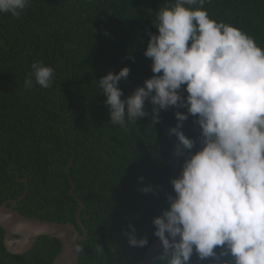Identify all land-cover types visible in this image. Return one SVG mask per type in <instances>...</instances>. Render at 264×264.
Masks as SVG:
<instances>
[{"label":"trees","instance_id":"16d2710c","mask_svg":"<svg viewBox=\"0 0 264 264\" xmlns=\"http://www.w3.org/2000/svg\"><path fill=\"white\" fill-rule=\"evenodd\" d=\"M163 6L164 0H31L19 18L0 14V204L21 197V180L27 179L28 193L13 207L27 217L74 223L82 234L73 182L87 208L82 222L88 237L79 243L84 250L78 264L142 263L149 246L160 240L153 220L175 195L169 160L176 144L160 120L153 123L151 101L137 124L113 125L97 83L129 67V76L119 82L124 99L154 75L144 52L150 33L158 34L152 22ZM203 7L212 19L241 29L264 49V0H210ZM36 61L54 69L51 87L41 88L34 78L31 89L24 87ZM177 111L187 109L159 112L168 131L178 123ZM195 120L189 115L181 129L196 141L193 153L201 148ZM74 155L70 181L67 166ZM184 159L174 157L179 174ZM149 186L151 191H142ZM133 229L147 245L129 244ZM4 233L0 227V264H52L61 251L59 240L40 237L32 250L13 255ZM199 259L194 251L190 264ZM216 260L234 264L230 255L199 264Z\"/></svg>","mask_w":264,"mask_h":264},{"label":"clouds","instance_id":"9594fccd","mask_svg":"<svg viewBox=\"0 0 264 264\" xmlns=\"http://www.w3.org/2000/svg\"><path fill=\"white\" fill-rule=\"evenodd\" d=\"M208 2L164 0L152 22L158 34L150 33L144 52L154 75L127 98L119 82L129 67L97 83L110 123L123 128L148 115V100L156 106L154 124L162 109H187L176 112L178 123L169 129L180 142L177 154L185 156L179 177L171 180L175 195L153 220L162 264H190L194 251L203 260L216 257L217 247L234 264H264V49L241 29L212 19L203 7ZM30 3L0 0V14L19 18ZM33 78L49 88L54 69L36 61L26 89ZM189 115L201 129L195 153L196 141L181 130ZM129 244L144 247L148 240L137 239L133 229ZM83 250L77 245V252Z\"/></svg>","mask_w":264,"mask_h":264},{"label":"water","instance_id":"95a60500","mask_svg":"<svg viewBox=\"0 0 264 264\" xmlns=\"http://www.w3.org/2000/svg\"><path fill=\"white\" fill-rule=\"evenodd\" d=\"M132 85V84H131ZM152 109L154 105L152 104ZM162 127L165 134L176 144V149L171 153L169 164L172 172L176 178L179 177V173L176 169L174 157L179 151V141H177L172 134L169 133L166 124L159 115ZM75 155L70 159V163L67 166V172L71 181V167L73 165ZM25 183L24 194L16 199H9L0 204V227L4 230V245L7 251L13 255H24L32 250L36 242L40 237H48L50 239L59 240L61 243V251L55 257L52 264H78L79 252L76 251L77 245L83 242L88 237V231L86 230L82 222V213L86 215V205L75 193L76 186L73 182L71 194L80 203L77 209V224L82 229V234L79 233L77 226L74 223H60L56 221H47L36 218L27 217L20 213L19 210L13 207V205L21 202L28 193V180H21ZM163 250V245L160 240H156L147 249L143 261L140 264H153L157 259H160L162 254H158ZM217 256H221L217 254ZM211 258V257H209ZM203 259H199L194 264H199Z\"/></svg>","mask_w":264,"mask_h":264},{"label":"flooded vegetation","instance_id":"af4514ba","mask_svg":"<svg viewBox=\"0 0 264 264\" xmlns=\"http://www.w3.org/2000/svg\"><path fill=\"white\" fill-rule=\"evenodd\" d=\"M4 235H5V233H4Z\"/></svg>","mask_w":264,"mask_h":264}]
</instances>
